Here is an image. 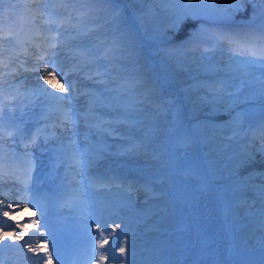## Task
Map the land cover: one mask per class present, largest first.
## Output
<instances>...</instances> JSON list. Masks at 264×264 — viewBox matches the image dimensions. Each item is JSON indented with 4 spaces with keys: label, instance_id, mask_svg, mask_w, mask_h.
Here are the masks:
<instances>
[{
    "label": "snow or ice",
    "instance_id": "obj_1",
    "mask_svg": "<svg viewBox=\"0 0 264 264\" xmlns=\"http://www.w3.org/2000/svg\"><path fill=\"white\" fill-rule=\"evenodd\" d=\"M144 2L28 0L21 12L15 0H10L7 8L3 7V0H0V33H4L0 37L3 41L0 43V146L7 139L13 144H21L26 150L27 183L22 191L31 190L28 184L32 182L31 173L36 166L33 149L56 152L70 161L65 179L68 184H79L74 177L82 176L90 163V153L93 151L91 139L101 136L114 142L127 141L131 144L132 130L141 133L143 142L139 148L132 145L128 151L152 163L153 167L158 168L160 177L167 175L166 169L171 168L183 178H195V192L210 190L213 180L210 172L202 174L195 164H182V155L187 156V150L195 142V137L190 128L184 125L182 110L175 96L168 92L166 81L156 73L155 66L142 53L134 30L126 22L129 14L133 19L138 16V12L132 11L130 6ZM152 2L162 6V29H158L157 36L161 42L173 45L167 52L177 60L186 62L185 56L180 54L190 53L193 48L208 59L204 54H212L214 58L224 42L229 45L238 44L241 40L245 44L264 42V0H223L222 4L215 0H205L204 4L194 0ZM248 6H251L248 18L239 23L254 31L245 32L241 38L232 31L231 26L237 23V14L248 12ZM5 12L6 17L3 15ZM139 13H143V9ZM18 15L26 20L27 30L38 34L40 38L41 43L33 45L37 49L35 55L29 48L23 47L13 34V23ZM206 19H211L220 28L205 33L199 25ZM182 32L183 37L177 41ZM205 35L207 38H202ZM229 50L237 53L236 48L230 47ZM248 55L252 58L243 62V71L252 78L250 82L259 85L264 97V47L259 53L252 50ZM187 58L200 63L195 56ZM257 70L259 76L255 75ZM236 86L223 80L205 79L197 89L203 93L199 97L200 102L215 105L226 96H235L237 93L229 89ZM34 108H39V112L33 113ZM210 110L213 109L210 107ZM29 121L38 125L31 134L24 129ZM207 126L208 122L205 121L204 127ZM232 133L228 139L241 137L246 141L233 157L237 170L252 168L257 156L261 157V165H264V117L254 124L245 125L242 121L238 129H232ZM81 136L83 150L79 143ZM97 151L102 154V150ZM256 174L245 173L248 180ZM258 174L264 176V167ZM157 183L159 187L154 186ZM136 190L144 192L145 204L157 202L155 207L145 210L146 215L156 217L167 214L170 201L163 181L149 178ZM258 197L261 205L260 223L264 226V184L259 188ZM31 203V199L25 203L22 197L6 205L0 201V212L14 221L15 212H23L27 204ZM248 206L252 207L251 204ZM5 207L11 211L4 210ZM185 211L196 216L199 206L195 196L190 209L186 208ZM29 223L37 229L33 235H38L44 243H37L33 247L31 237L25 241L29 233L24 223L16 222L13 226L0 221V224L13 228L12 231H0V242L9 241L8 244H0V251L8 247L27 248L35 254V264L41 261L52 264L51 254L40 255L42 252L48 253L46 225L41 226L38 220H30ZM119 227L116 224L111 231L107 225L97 227L96 235L101 238L93 243L101 251L95 257L94 248L96 264L122 258L123 264H130L128 257L133 247L131 238L128 233H124L125 239L121 240L115 231ZM110 237L112 244L119 248V257L115 254V248L105 247ZM197 239L207 244L210 237L198 231ZM16 241L24 243L17 245ZM0 264H5V261L0 259Z\"/></svg>",
    "mask_w": 264,
    "mask_h": 264
},
{
    "label": "rangeland",
    "instance_id": "obj_2",
    "mask_svg": "<svg viewBox=\"0 0 264 264\" xmlns=\"http://www.w3.org/2000/svg\"><path fill=\"white\" fill-rule=\"evenodd\" d=\"M150 1L151 2L149 3V0H145V2L141 4L139 8L135 7V5L138 6V4L131 5L130 8L133 7L134 9L146 10L149 4L150 7H155V9L159 8V10H156V14L153 16V19L148 21V24L146 23V16L139 18L140 25L145 31L147 29L149 30L150 27H155L158 31V29H162V6L158 3H153L152 0ZM27 2L28 0H15V3L20 5L21 12L23 11V7ZM194 2L204 4L205 0H194ZM208 2H212V0H208ZM215 2L222 4L223 0H215ZM9 3L10 0H3V7L7 8ZM250 11L251 6H248V12L237 14V16L235 17L237 23L231 26L232 31L234 33H237L241 38L243 37L245 32L254 31V29L244 28V26L239 23L240 21L246 20L248 18ZM3 15L6 17L7 13L5 12ZM126 22L131 26V28L133 27V21L130 14L127 17ZM5 23H8L6 19ZM199 26L204 29L205 33H211L220 28V26L215 24L211 19H206L202 21ZM24 27H27V22L22 15H18L13 23V29L16 30V38L19 35V37H22L21 30H23ZM30 34L34 35L31 32ZM183 35L184 33L182 32L181 36L177 38V41L182 38ZM3 36L4 33H0V37ZM30 36L26 34L25 37L20 41L22 42L23 47L29 48L30 52L35 55V51L37 50H32L33 47H31L30 43L26 39ZM148 37L154 44L152 48L148 51H145V48L142 44L141 51L144 56L149 58L150 62L155 66V71L159 76H161V73H163L170 79V81L173 82L175 89L174 91L176 93L175 99L177 101V105L182 110L183 119L185 111H187L190 115L188 117V119H190L189 125L192 127L194 135L202 141V157L206 160L205 163H207L208 168L210 169V172L213 177L212 183L217 190L218 198L220 199V203L222 204L221 206L223 208L224 216L223 220H225L224 222H226L225 226L227 229V235L230 236L231 234L234 237L235 241L239 245H242L244 252H249L248 250L256 251L261 248H264V226H262L260 223L261 205L258 203L259 188L262 184H264V176H261L258 173L262 169V167H264V165L256 167L255 169L237 170L233 157L235 154L240 152L241 146L245 144L246 141L241 137H236L235 139H228V137H231L233 135L232 129H238L242 121L245 125H247L248 123L254 124L256 121L264 117V97H262V94L259 90V85L254 82H250L252 78L250 76H247L243 71V62L249 58H252L248 55V53L250 52L249 48L245 47V43L242 40L240 44L238 43L239 45H229L227 42H224L221 50L217 51L214 54V58L212 54H204L208 56V59H205L199 52H196L195 48H193L192 52L190 53L180 54L181 56H185L186 62H184L183 60H177L176 58L168 54L167 50L172 48L173 45L159 44L156 42H158V40L160 39L153 37L152 35ZM202 38L206 39L207 36L205 35ZM2 42L3 41L0 40V43ZM241 45L243 46L241 47ZM230 47L236 48L237 53L234 54L232 51H230ZM191 56H195L197 59H199L200 63H195L192 59L187 58ZM259 74V70H257L255 72V75L259 76ZM205 79L223 80L226 81L228 84L235 83V85L237 86L230 88L229 90L235 91L237 94L232 97L226 96L223 101H217V103L212 106L202 104L200 102L199 97L203 93L198 92L197 89L199 87V83ZM188 89H190V91ZM80 104H83V100H81ZM210 107L213 110H210ZM38 112L39 108L33 109V113ZM205 121L208 122L207 127H204ZM26 127L27 124L24 125L25 130ZM81 131L83 132L82 127ZM131 136V144H129L127 141L114 142L110 138L95 136L94 141L92 142H96L90 144L92 146L93 151L90 153L91 160L87 168L92 165L99 164L104 159H116L119 156L120 158L124 157V160L122 161L124 165H132L133 167L144 173H149L153 179L163 181L166 190L169 189L171 191V196L174 194L173 199L171 200V203L173 204L171 206L168 205L169 207H167V214L164 216L156 217L146 215L145 213L143 215H139L137 219H134L136 221H133L134 225L128 232V236L136 242V245L139 244L140 248H136V255L138 257L141 255V253L143 254V249L145 248V246L154 247V250L157 252L155 256H157L152 259L153 262L151 264H181L183 262V259L178 258L175 250L176 247L180 248V245H177V239L173 237V233L176 230L174 231L172 223L179 222L180 220H182L181 215L184 214L189 216L193 220V216H191L188 211H185L186 208L190 209V195L188 194L189 196H187V198L184 197L183 200L181 199V192L178 190V187L182 183L180 182L182 181V177L177 175L173 170L171 179H169L166 175L160 177L158 168L153 167L152 163L147 161L143 156H137L138 158H136L134 154L131 155L130 152L128 153L127 150H129L132 145L139 147L143 142V137L138 130H132ZM79 143L81 149L83 150L84 141L82 136L79 138ZM258 143L259 141H257V145ZM122 148H124V150H122ZM0 149H2L3 153V160L0 159V161L2 162V164L8 165L6 167L9 168H12L11 163L15 162L16 155H19V152L21 150H25L21 144H13L7 139L4 140L3 145L0 146ZM97 149L102 150V154L97 151ZM32 154L35 158L36 166L34 171H32L31 173L32 182L28 184L31 186V193L27 194L29 196L35 194L34 189L36 187L37 176L40 170L47 166L48 157H50L51 155H53L56 160L51 164V169H53V175L48 179L46 183L54 187L56 190L58 188L62 190L61 186L65 184L66 179L63 178L62 171H60L59 167L63 166V162L67 161L69 163L70 161H68L66 158L61 157V155H57L56 152H51L47 150L42 151L38 149H33ZM70 155L71 152L69 150V156ZM196 159H198L197 153L192 148H189L187 150V156L182 155L181 162L185 166H190L193 165L192 162ZM256 159L257 162L261 161L260 156H257ZM197 162H199V160ZM87 168L85 170H87ZM17 172L21 173L22 171ZM246 172H257L256 176L254 175L253 179H251L253 180V182H248L249 180L245 175ZM23 174L25 173H21V175ZM21 175H19L17 179H22ZM78 178H80V176H78ZM23 179L27 183L26 175L23 176ZM6 180L11 182L8 186L3 189V186L0 185V201L3 200L2 197H6V201L3 202V205L14 202L15 199H17L13 198L15 194H17V196H21L22 194V192H18L22 191L18 190V187L21 183H16L14 182L15 179H10L8 177H6ZM1 182L2 181L0 180V184ZM22 183H24V185L21 184L24 188L26 183L24 181H22ZM77 185L80 186L81 189L86 190L89 195L90 190L86 188L84 179L83 182L82 180H79V184ZM22 186L21 188H19L23 189ZM156 186L159 187L160 184L157 183ZM190 190H192L191 187H189V191ZM107 191L110 192V189H108ZM5 192L6 194H4ZM140 192L144 193L143 191ZM127 194L130 198H132L131 203L128 205L129 208L127 209L128 211H131V209L133 208L131 207V205L133 204L134 199L129 194V192ZM132 194L136 197L134 205H137L139 208H146L148 205H153V207H155L157 205L156 201H149L148 204H145V194L141 196L142 198H138L139 194L137 193V190H134ZM208 195V192L201 193L199 195V199L201 201L200 205L203 209L202 217L205 220L203 222L204 229L212 238V235L218 232V230H216V228L218 229V227L217 225H215L216 223L212 216V209L210 206L209 199L210 196ZM245 196L250 197L251 201L248 204H240L239 201ZM25 197L26 192L25 196H23V200L25 203H27L25 201ZM249 204H251L252 207H249ZM125 209L126 208H122L120 211L118 210L116 214H124ZM4 210L11 211L6 207ZM46 213H43V211L39 210L37 207H34L31 204H27V207L24 208L23 212H20L19 210L15 212V220H18L21 215L25 214L26 220L23 221L27 227L28 225H30L29 221L35 218L46 222L42 223L41 226L46 225L45 235H47V239H50L51 247L49 251L51 255H53V260H55V263L57 264H68L62 258V244L64 243V238H66V236H70V234L73 233L71 231L73 229H77V227L83 228L88 232L94 233L96 232L97 225L94 224V222L90 221L89 218L85 223H81L78 218L79 212L64 213L63 216L60 214V212H54L52 214ZM30 214H32V217L30 216ZM33 216L35 218H33ZM0 221H6L7 224H13V220H10L8 217H4L2 215V212H0ZM120 221H122V219L118 218V223H120ZM192 223L193 225L195 224L194 222ZM0 231H12V228L0 224ZM17 233L19 232L17 231ZM49 233L50 235H48ZM31 238V243L33 247H35L37 243H44V241L41 240L39 236H37L36 238ZM231 239L234 241L232 237ZM27 240H29L28 237ZM8 243L9 241L7 240L0 242V244ZM158 244L163 245L162 252L158 251ZM23 249H26L27 251V248ZM53 249H55V251H53ZM184 249L185 250L183 252V257L185 258V260L183 264H193L194 261H197L198 264H209L206 262H210V260L211 263H213V261L216 263V259L211 257L208 260L207 257L202 254V252H198L195 249H191V251L193 252L192 253L189 251L188 246H184ZM213 249L216 252L217 261L220 260L221 254L229 253V248L224 250L223 245L221 243H218L217 241L213 243ZM164 253L168 254V256L163 257V255H165ZM192 254L194 256L191 259L190 263H188ZM119 256L120 254L118 255V257ZM131 262L132 261H130V264H132ZM112 264H123V259L113 261ZM137 264H141V262Z\"/></svg>",
    "mask_w": 264,
    "mask_h": 264
},
{
    "label": "bare ground",
    "instance_id": "obj_3",
    "mask_svg": "<svg viewBox=\"0 0 264 264\" xmlns=\"http://www.w3.org/2000/svg\"><path fill=\"white\" fill-rule=\"evenodd\" d=\"M131 18H132V16H131ZM132 21L134 23V26L137 28V32H138V34L140 36L141 35V32L143 31L142 26L139 24V22L137 21L136 18L135 19L132 18ZM138 24H139V26H138ZM138 27H140V29ZM21 34H22V37H19L18 40L23 39L26 34L29 35V36L31 35L30 32L27 30V27H24L23 30H21ZM28 42H30V40ZM153 44L154 43H152V42H145V45H144L145 46V50H147V51L150 50L152 48ZM235 47H236V45H235ZM261 49H262V47L256 49L255 51L257 53H259L261 51ZM35 50H37V49H35ZM252 50H254V49H252ZM160 77L163 80L166 81L168 92L172 93L175 96L176 93L174 91L175 89H174L173 82L170 81V79L167 76H165L163 73H161V76ZM189 116H190L189 113L187 111H185V115H184V125H185L186 128H190L191 132L193 133L192 127L189 125L190 124V122H189L190 119H188ZM29 128L30 127H28V129ZM193 135H194V133H193ZM194 137H195V142L192 144V146L190 148H192L197 153L198 159H196L192 163L193 164L195 163V165L198 167L199 171L202 174L203 173H209L210 172V169L208 168L207 163H205L206 160L203 159V157H202L203 156L202 151H201L202 150V145H203L202 144V141L197 136L194 135ZM124 148H122V150H124ZM137 148H139V147L137 146ZM25 151L26 150H21L19 152V155H16L15 162L14 163H11V166H12V168L14 170L26 172L27 164H26V161L24 159V153H25ZM121 152H124V151H121ZM128 153H129V151H128ZM131 155H133V154H131ZM135 156H136V158L139 157V156L137 157V155H135ZM1 160H3V159H1ZM123 160H124V157L120 158L118 156V158H116L113 161V163H114V165H121L123 168L130 169L131 168L130 166L124 165V163L122 162ZM198 160H199V162H197ZM256 161H257V159H256ZM260 166H262L261 163L260 162H256V164H254L252 166V168H250V169H255L256 167H260ZM6 168L8 169L9 167H6V165L2 164V162L0 161V180L2 181L0 185L3 186L2 187L3 189L6 186H8L9 183H11L8 180H6V176H7L6 175L7 174L6 173V170L7 169ZM96 168H97V165L90 167V170L89 171H87L86 173L83 172V175L80 176V178H78V176H76L77 178L75 177L74 180H77V181L82 180L83 181V178H87L89 174H94V172L96 171ZM123 172L124 173H127L128 171L124 169ZM166 173H167L166 176L169 179H171L172 171H170V168L167 169ZM255 173H257V172H255ZM63 175H64V178L66 176H68V171L67 172H63ZM139 177L141 179V182H143V183L146 180V178H148V179L151 178V177H147V176H145L143 174H139ZM22 181H24L26 183V181L24 179H17V178H16V180L14 182L21 183ZM37 182L39 183L38 184L39 185V189L37 187L38 191L36 189V193H35L36 194V197H37V200L40 203H50L53 200V197L52 196L47 197V195H46V194H49V193H46V187H45V185H47V183H45V180H42L41 181L38 178H37ZM180 182H182V183L179 185L178 190L181 191V197H182L181 199L183 200L184 197L187 198V196L190 195V204H191L192 198H193V196H195L196 203L199 206V211L197 212L196 216L193 217V220L189 216H187V215L184 214V215H181L182 220H180L179 222H175V223L173 222L172 223V226L174 227V231L176 230L173 233V237L176 238V239H178V241H179V243L181 245L182 244L188 245L189 248H190V250L191 249H195L198 252H202V254L205 257H207V259L209 260V258H211L210 255L213 253V241H214V239H212L208 235V232L204 229L203 222L205 220L202 217V210L203 209H202V207L200 205L201 201L199 199L200 198L199 195L201 193L194 191L195 187L197 186V180L195 178H193V177H187V178H183L182 177V181H180ZM248 182H253V180H249ZM188 183H189V187L192 188V190H190V191H189ZM131 184L134 185L135 184V181H133ZM23 185H24V183H23ZM63 185H66V186H63ZM63 185L61 187H62V191H64V192L67 191L68 188H72V189H76V190H80L81 189V187L78 186L77 184H68V182L66 180H65V184H63ZM126 185H127L126 181H123L122 180L120 182V184L119 185H116V186H114V185L113 186H106V187H103V188L92 187V192H95L94 193L95 195H90V196H92V197L95 198V200H96V202H95L96 208L98 207L100 209V218H99V221H94L95 223H98V226H101L100 221H101V217H102L103 212L105 213L106 210L111 209V207H117L118 206V210L119 211L122 208H129L128 205L131 203L132 198H130L128 196V194H127L129 191L126 188ZM21 186L22 185L20 184L19 187L21 188ZM42 186L45 188V193L46 194L42 193ZM19 187H18V190H21ZM22 188H23V186H22ZM108 189H110V192L107 191ZM18 192H22L21 196H17V194H15L13 196V198H19V197H22L23 198V196H25V192H27V191H25V192L18 191ZM167 192L169 193V196L167 197V199L170 200V202H171V200L173 199V197L171 198L170 195L172 193H171V191L169 189L167 190ZM207 192L209 194L208 196H210L209 199H210V206H211V209H212V216H213V219H214V221L216 223L215 225H217V227H218V229L216 228V230H218V238L221 239V241L225 244V247H228L229 249H231L229 251V254L227 256H225L221 260V262L219 264H242V263L243 264L244 263L247 264V262H249L250 264L263 263L264 262V248H261L259 250L254 251V252H246V251L244 252L242 245H238L237 251L240 253V255H237L236 256L237 253L234 251V249L236 248L237 245H236L235 241H233L231 239V237L227 235V229H226V226H225V223L226 222H224L225 220H223L224 219L223 218L224 216H223V208L221 206L222 204L220 203V199L218 198L217 190H216L215 186L213 185V183H211L210 190L207 191ZM53 193L56 194V191H54ZM198 193H199V195H198ZM4 194H6V192ZM57 197L60 198V197H63V195H61V193H60L59 195H57ZM101 197H102V199L107 200V205L105 207H102V206L100 207L101 202H100V200H98V198L100 199ZM121 197H123V198H121ZM2 198H3L2 202L6 201V197H2ZM121 199H130V200L128 202H126V203H120ZM37 200H36V206L38 207V201ZM25 201L26 202L28 201V198L27 197H25ZM245 201H247V204H248L251 201L250 197H248V196L246 197L245 196L239 202H240V204L241 203L246 204ZM31 205H33V204L31 203ZM83 205L84 204L82 202H79V203H70V205L68 207L63 208L59 212L63 216L66 211L70 210L71 208H75V210L80 213L79 215L84 214V215L80 216L79 220H80L81 223H85L88 220L89 216L86 215V213H85V211L87 210V207H84ZM168 205L171 206L170 204H168ZM59 206H60V204H59ZM145 210L146 209H144V211ZM116 213H117V211L115 213H113V215H116ZM132 214H136V212L133 211ZM31 215L32 214H30V216ZM34 216H33V218H35ZM137 217H138V214L135 215V218H134V216L132 218H129V219H132V224H133L134 219H136ZM23 220L24 221L26 220L25 214L21 215L18 220L17 219L14 220L12 225L14 226L16 222L24 223ZM35 220H38V219L35 218ZM38 221H39V224L41 225L42 224V221L41 220H38ZM192 222H194L195 224L193 225ZM116 224H119L118 223V219H116V218L113 217V220L109 221L108 230L111 231L112 228H114ZM28 227H27V229H28L29 235L28 236H25V241H27V237L28 238L29 237H35L36 238L38 236V235H33V233L36 232L37 229L33 228L31 226V224L28 225ZM12 230H13V228H12ZM198 231H199V234H201V235H205L206 234L207 237H210V239H208V241H207V244H205L202 240L201 241H198V239H197ZM71 232H73V233L70 234L71 239H73V240H78V239H81V238H84V237H89V236H94L95 235L94 233L88 232V231L84 230L83 228H78V227H77V229H73ZM105 235H107V233H105ZM212 236H214V235H212ZM35 238H34V240H35ZM96 238L100 239L101 237H96ZM67 240H70V238H67L66 241H65V243L67 242ZM47 241H48V239H47ZM15 243L17 245H19V244H23L24 241H16ZM131 243H132L133 247L131 249V254L129 255L128 259H129V261H132L134 264H137V263H140V262L142 264L145 260H147L149 262L150 259H154V257L157 256L156 255V256H153L151 258L150 251H148V253L145 256L140 257L141 255H143L141 253V255L138 257L136 255V253L134 254V250L133 249L138 248L139 247V244L136 245L135 244L136 242L133 241L132 239H131ZM47 248H48V253H43L42 252V253H40L41 256H46L47 254H51L50 251H49L50 246H49V243L48 242H47ZM232 248H233V250H232ZM95 249H97V248H95ZM178 249H180V248L179 247H176L175 250H176V253L178 255V258H181L182 253H180V251ZM93 250H94V248H89L88 250H86V253H88V254L89 253H92ZM100 251L101 250L98 248L97 249V254L98 255H99V252ZM139 252H141V251H139ZM62 253H64V255L66 257L65 258L63 256V258L65 260H67L68 249L66 248V244H65L64 248L62 247ZM115 254L116 255L120 254L119 253V248L117 249V251L115 252ZM138 254H140V253H138ZM234 256H235V258H233ZM260 256H262V257H260ZM0 259H2L3 261H5V264H12V263H14V264H35V254L32 253V252H28V250L26 251V249H21V248H12V247L4 248L2 251H0ZM53 259L54 258H53V255H52V264H57V263H55V260H53ZM255 259H257V261L256 262H252ZM84 261H85V258H81L75 264H83ZM209 263L212 264L211 263V260H210ZM40 264H44V262L41 261ZM69 264H71V263H69ZM93 264H96V261H93ZM110 264H112V261H111ZM193 264H198V262L197 261H194Z\"/></svg>",
    "mask_w": 264,
    "mask_h": 264
},
{
    "label": "trees",
    "instance_id": "obj_4",
    "mask_svg": "<svg viewBox=\"0 0 264 264\" xmlns=\"http://www.w3.org/2000/svg\"><path fill=\"white\" fill-rule=\"evenodd\" d=\"M135 7L136 8H139L140 7V4H138V6H136L135 5ZM151 8H153V7H148V9H151ZM156 10H159V8H157ZM156 14V11L154 12V11H152V12H150V13H145V12H143V13H141V16L143 17V16H146L147 18H146V23L148 24V21L149 20H152L153 19V16ZM152 17V18H151ZM149 26V25H148ZM149 28V27H148ZM157 30H156V28L155 27H150L149 28V30L147 29L146 31H145V34L146 35H152L153 37H156V38H158V36H157ZM159 39V38H158Z\"/></svg>",
    "mask_w": 264,
    "mask_h": 264
}]
</instances>
